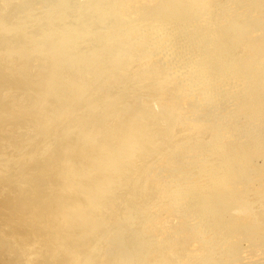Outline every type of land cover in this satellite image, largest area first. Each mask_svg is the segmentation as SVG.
I'll return each mask as SVG.
<instances>
[{"label": "bare ground", "instance_id": "obj_1", "mask_svg": "<svg viewBox=\"0 0 264 264\" xmlns=\"http://www.w3.org/2000/svg\"><path fill=\"white\" fill-rule=\"evenodd\" d=\"M263 16L0 0V264L264 263Z\"/></svg>", "mask_w": 264, "mask_h": 264}, {"label": "rangeland", "instance_id": "obj_2", "mask_svg": "<svg viewBox=\"0 0 264 264\" xmlns=\"http://www.w3.org/2000/svg\"><path fill=\"white\" fill-rule=\"evenodd\" d=\"M263 21H264V16H263ZM262 20H261V22L262 23H264ZM261 30L259 29V32H260ZM263 42H264V40H262ZM264 45V43L262 44V46ZM240 48H238V49H236V51H238V52H240ZM244 96V95H243ZM235 102V101H234ZM233 101L229 104V103H227L228 104V108L229 109H232L233 107L235 108L236 107V104L234 103ZM234 103V104H233ZM230 105H231V107H230ZM235 105V106H234ZM233 108V109H234ZM190 109V108H189ZM229 109H227V110H229ZM232 109V110H233ZM235 110H236V108H235ZM235 110H233L234 112H235ZM212 112V111H211ZM216 112V111H215ZM215 112L213 111L212 112V114H215ZM218 112V113H217ZM216 112V114H220L219 113V110ZM221 112V111H220ZM233 113V112H232ZM215 114V115H216ZM221 114H222V112H221ZM220 114V115H221ZM223 114H224V111H223ZM219 115V116H220ZM221 117V116H220ZM222 119L224 118L223 116L221 117ZM262 119V118H261ZM245 120L243 119L242 120V122H244ZM246 122V121H245ZM256 122V123H255ZM248 123V122H247ZM247 123H244V124H242V126L240 127V129H239V131L241 132L240 133V135L242 134V135H244L242 138H241V140H243V143H242V141H241V143H240V141H239V143L240 144H238L239 146L241 145V146H245V144L246 145H248L247 143L249 142V144L251 145L252 143H254V144H252V145H254L255 146V144L258 146V147H256L255 146V150H254V152H253V154H252V156L251 157H249V158H251V160H252V163L251 162H246V163H250V164H252L255 168H256V170H252L253 172H251L250 171V174L252 175V176H254V177H256L255 176V172H256V175L259 173H263V172H261V171H263L264 170V119H262V121H260L259 119H257L256 121H254V124L253 123H249V124H247ZM259 123H261V124H259ZM251 124V125H250ZM257 124H259V125H257ZM251 126V127H250ZM246 127V128H245ZM260 128V129H259ZM246 130V131H243V130ZM262 129V130H261ZM242 130V131H241ZM254 130V131H253ZM261 131V132H260ZM256 132V133H255ZM258 133V134H257ZM257 134V135H256ZM246 136V137H245ZM252 139V140H251ZM245 140V141H244ZM256 142V143H255ZM258 143V144H257ZM260 145V146H259ZM263 148H262V147ZM257 148H259V149H257ZM259 150V151H258ZM255 156V157H254ZM254 157V158H253ZM248 157H246L245 159H244V161H247V159H249ZM258 172V173H257ZM254 174V175H253ZM251 175H248V177L250 178V177H252ZM264 176V175H263ZM250 179H252V178H250ZM255 178H253V180H254ZM252 180V181H253ZM245 181L246 180H244L242 183L243 184H245ZM255 181V180H254ZM254 181H253V183H254ZM247 183V182H246ZM197 247V246H196ZM259 257V258H258ZM255 258H258V261H263L264 260V253H262L261 251H257V254H256V257ZM252 264H256V263H252ZM257 264H259V263H257ZM261 264H264V263H261Z\"/></svg>", "mask_w": 264, "mask_h": 264}]
</instances>
